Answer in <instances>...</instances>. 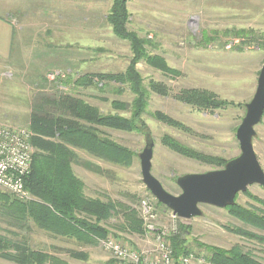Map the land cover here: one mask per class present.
<instances>
[{
  "label": "rangeland",
  "instance_id": "374dc122",
  "mask_svg": "<svg viewBox=\"0 0 264 264\" xmlns=\"http://www.w3.org/2000/svg\"><path fill=\"white\" fill-rule=\"evenodd\" d=\"M113 1L0 0V16L12 30V52L0 63V128H28L33 108L58 114L59 107L52 101L64 97L95 107L102 115L130 117L133 95L127 85L96 77L92 82L100 81L99 86H74L80 76L118 75L128 67L132 58L129 43L117 38L107 21ZM126 9L127 30L146 41L145 58L135 64L141 87L147 92L146 106L139 131L101 130L132 152L131 162L126 167L113 165L73 149L78 159L71 168L84 175L77 178L83 181L87 198L117 204L116 212L101 223L108 235L147 253L153 247L152 238L144 230L141 234L129 231L122 209H134L142 223L140 204L152 200L158 225L169 223V210L158 206L143 184L139 154L147 141L152 143L151 174L173 195L180 193L179 177L222 169L240 154L236 130L264 62V0H126ZM153 57L162 58L171 73L150 65ZM159 86L167 93H157ZM203 95L211 97L199 108ZM114 101L125 104L126 110L113 107ZM224 101L225 105H218ZM157 113L168 122L161 121ZM254 132L252 147L264 172V114ZM169 139L188 151L180 154L170 148ZM214 159L226 163L220 168ZM233 205L262 215L264 185L248 186L225 208L200 205V217L176 220L175 235L186 231L181 237L201 264H212L209 251L236 247L264 264V231L232 216L228 207ZM0 235L14 241L26 238L32 248L68 264L110 262L100 242L79 244L53 238L33 224L27 230L12 226L2 215ZM72 250L87 254L86 259L72 258L68 252ZM0 264L15 263L0 257Z\"/></svg>",
  "mask_w": 264,
  "mask_h": 264
},
{
  "label": "trees",
  "instance_id": "16d2710c",
  "mask_svg": "<svg viewBox=\"0 0 264 264\" xmlns=\"http://www.w3.org/2000/svg\"><path fill=\"white\" fill-rule=\"evenodd\" d=\"M107 21L112 33L120 40L129 43L132 58L125 73L80 76L74 81V86H83L86 83L99 86L100 81L92 82L96 77L111 83L127 85L133 95L129 105L130 117L102 115L97 108L89 107L84 102L71 97L57 100L61 102L52 101L56 108L59 107L58 114L39 107L33 108L28 130L32 134L30 144L34 152L29 173L24 178V189L30 195V199L21 200L3 189L1 191L11 196L0 191V215L12 226L27 230L33 224L55 238L65 237L79 244H98L109 236L101 223L107 221L116 212L117 204L111 200L104 202L100 199L87 198L83 194V183L74 175L71 168V164L78 159L73 149H80L96 159L113 165L128 166L133 156L132 152L104 136L101 128L120 132L139 131V118L146 106L147 92L141 87L139 75L135 70V64L145 58L146 41L126 28L128 22L126 0L113 1ZM148 63L164 73H171L162 58H150ZM158 88L160 92L157 93L162 95L167 93L161 86ZM210 97L203 95L204 103L197 104L198 107H204L205 100L208 101ZM211 102L215 103L214 100ZM221 104L225 105L226 102L218 103ZM112 105L126 110L125 104L120 102L114 101ZM156 115L161 121L168 122L166 116L158 113ZM167 145L180 154L188 151L172 139L167 140ZM214 162L215 166L220 168L226 163L216 159ZM157 205L162 206L158 202ZM228 210L244 224L264 231V213L259 216L238 205L230 206ZM121 212L123 223L129 231L141 234L143 225L136 211L124 207ZM240 232L252 236L247 232ZM184 234L186 231L181 230L180 236L174 235L169 239L174 264H179L181 257L191 254L187 241L181 237ZM68 252L72 258L87 257V254L81 251ZM0 257L15 264H68L41 249L32 248L26 238L14 241L2 235H0ZM208 259L212 264H260L237 247L226 252L209 251ZM109 264H114V261L110 259Z\"/></svg>",
  "mask_w": 264,
  "mask_h": 264
},
{
  "label": "water",
  "instance_id": "95a60500",
  "mask_svg": "<svg viewBox=\"0 0 264 264\" xmlns=\"http://www.w3.org/2000/svg\"><path fill=\"white\" fill-rule=\"evenodd\" d=\"M264 111V62L261 66L257 85L246 113L238 126L235 138L240 154L219 170L179 177L176 184L180 193L167 192L151 174L152 143L139 154L142 182L155 200L179 219L190 220L202 215L200 205L225 208L233 204L235 195L244 192L250 185H264V172L252 147L254 127Z\"/></svg>",
  "mask_w": 264,
  "mask_h": 264
},
{
  "label": "built area",
  "instance_id": "2783aa9c",
  "mask_svg": "<svg viewBox=\"0 0 264 264\" xmlns=\"http://www.w3.org/2000/svg\"><path fill=\"white\" fill-rule=\"evenodd\" d=\"M31 132L28 128H0V188L21 200L29 194L24 189V178L32 162ZM144 233L152 238L153 247L147 253L138 252L120 243L112 236L100 241L104 251L114 264H174L171 236L176 234L175 222L178 217L167 211L169 223L158 225V210L152 200L140 204ZM202 260L189 254L179 259V264H201Z\"/></svg>",
  "mask_w": 264,
  "mask_h": 264
},
{
  "label": "crops",
  "instance_id": "0c3cea01",
  "mask_svg": "<svg viewBox=\"0 0 264 264\" xmlns=\"http://www.w3.org/2000/svg\"><path fill=\"white\" fill-rule=\"evenodd\" d=\"M3 1H4V3H6L7 0H3ZM9 1H12V0H9ZM9 5H10L9 7L11 8V2L9 3ZM11 52H12V30H11V27L7 23H5L3 18H1V16H0V57H1L0 63L7 61V59H9V57H10ZM74 174L79 179H81V177L82 178L84 177V175H82V173L79 172V170H75ZM46 234H48V233H46ZM48 235L52 236L50 234H48ZM58 238H61V237H58ZM61 239L67 240V238H65V237H63Z\"/></svg>",
  "mask_w": 264,
  "mask_h": 264
}]
</instances>
